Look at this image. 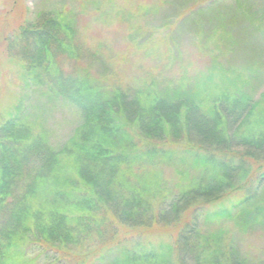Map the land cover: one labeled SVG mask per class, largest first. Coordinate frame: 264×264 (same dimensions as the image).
I'll use <instances>...</instances> for the list:
<instances>
[{"label": "trees", "instance_id": "obj_1", "mask_svg": "<svg viewBox=\"0 0 264 264\" xmlns=\"http://www.w3.org/2000/svg\"><path fill=\"white\" fill-rule=\"evenodd\" d=\"M206 1L158 30L157 2L97 3L125 52L105 34L79 44L73 10L0 28L24 84L80 118L54 145L18 109L0 116V264H264V243L260 257L235 245L264 242V92L230 60L240 16L264 34V13L234 0L200 35L198 17L225 0ZM185 26L202 68L171 46Z\"/></svg>", "mask_w": 264, "mask_h": 264}, {"label": "rangeland", "instance_id": "obj_2", "mask_svg": "<svg viewBox=\"0 0 264 264\" xmlns=\"http://www.w3.org/2000/svg\"><path fill=\"white\" fill-rule=\"evenodd\" d=\"M115 1L117 5L125 6L127 2L132 0ZM134 1L147 2L148 0ZM150 1L157 2L161 10L152 16V25L150 24L152 28L157 30L159 26L157 24L160 23V20L165 18L166 22L169 19L171 22L179 16L183 10L181 9L182 7L198 3V0ZM202 1L207 2L206 0ZM241 2L243 3L242 6L245 4V8H252L254 18H257V20H259L262 12L264 13V0H240ZM97 3L101 5L103 0H0V28L7 26L6 33L10 34L18 25L24 22L36 23L40 20V17H45L49 13L73 10L76 11L78 16L77 27L79 32L77 33V40L79 44L95 47L96 40L105 34L104 38L112 41L114 50L120 49L125 52L126 43L123 41L126 38V31L123 30L122 26H118L115 20L111 23L107 22V19L100 18L103 8H95ZM232 4L234 5V0L218 1L213 6L211 4L210 12L198 17L202 22L197 25L203 28L199 29L200 35H203L204 30L208 32L218 23L215 19L224 21L223 18L229 17L232 12L228 8ZM81 5H83V8ZM226 12L229 14H226ZM104 14L109 16V13ZM1 21L5 23L1 25ZM246 28L244 19L240 16V45L234 46L233 53L230 54V60L237 64L236 66L240 65V69H250V86L252 87L254 98L258 99L260 94L264 92V34H258L254 30L251 35ZM166 29L168 30V28ZM157 32L159 33V31ZM189 32V27L185 26L181 31L176 32L175 36L172 34L171 46L174 47V51L178 49L183 58L191 57L202 68L206 58L205 56H202L200 60L197 58V46L194 49V46L191 45L193 43L192 41L190 42V34L192 32L190 34ZM234 37H236V32ZM108 39L107 43L109 44ZM2 48L4 51L1 43V51ZM1 51L0 116H5L7 115L6 112L12 113L15 109H18L25 113L32 122L37 121L39 123V126L48 133L52 144H62L79 125L80 118L78 113L61 100L48 98L44 87L25 85L20 76L21 67L17 63L19 62V57L12 58L16 61H11L12 59L5 60V53H1ZM129 56L132 57V55ZM99 58L93 57L94 62L96 61L98 64L102 62ZM120 64L124 63L120 61ZM234 236L238 239V235L234 234ZM256 237V235H253L246 241L243 240L241 245L239 239L235 245L238 246L239 250L241 248V251L248 253L250 256L256 257L259 255L258 257H260L264 242L263 239H257ZM41 260L40 258L39 264H43Z\"/></svg>", "mask_w": 264, "mask_h": 264}]
</instances>
